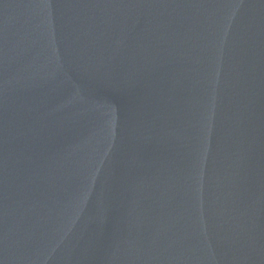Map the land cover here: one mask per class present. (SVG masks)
I'll return each instance as SVG.
<instances>
[{"label":"water","instance_id":"obj_1","mask_svg":"<svg viewBox=\"0 0 264 264\" xmlns=\"http://www.w3.org/2000/svg\"><path fill=\"white\" fill-rule=\"evenodd\" d=\"M0 264H264V0H0Z\"/></svg>","mask_w":264,"mask_h":264}]
</instances>
